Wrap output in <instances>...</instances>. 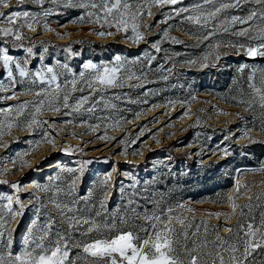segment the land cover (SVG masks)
Masks as SVG:
<instances>
[{"label":"snow or ice","instance_id":"obj_1","mask_svg":"<svg viewBox=\"0 0 264 264\" xmlns=\"http://www.w3.org/2000/svg\"><path fill=\"white\" fill-rule=\"evenodd\" d=\"M29 2L38 10H24L20 7ZM183 4L184 0H18V5H12L10 0H0V67L6 70L9 81L7 86L0 82V92H5L7 87H10L13 90L11 95L4 96L3 99H11L16 95L17 86L25 83L28 85L25 91L35 92L31 100L0 108V147H10L9 143L3 142V137L14 127L28 129L30 135L37 132L42 134L40 141H29L30 145H35L30 150H36L40 143L55 145V137L49 134L46 127L51 121L42 119L39 115L41 111L60 112L61 109H68L70 112L67 114H94L99 108L100 111L111 110L112 113H119L120 109L112 101L125 99L127 93L115 94V90L123 89L125 85L130 89L143 88L142 81L147 80L152 71V62L157 58L155 55H145L143 58L138 56L135 60L116 56L111 62L99 64L89 60L82 65L83 70L78 76L72 73L67 63L60 64L57 61L60 68L72 74L71 80L65 78L62 81L61 77L65 76V72H58L53 67L45 66L31 72L27 65L31 58L37 55L34 51L36 42L23 29L27 27L34 32L36 26L42 24L45 30H52L47 21L54 14L63 15L68 10H80L81 14L73 20L74 23L98 25V28L93 29L97 35H113V32H106L104 29L115 28L116 32H123L126 39L139 45L142 41L149 42L148 36L140 29L144 26V16L154 17L152 8L156 7L164 16L158 24H167L170 19L180 18L182 22L198 29L193 34L200 43L193 47L200 48L203 45L206 51L200 56L188 59L186 63L190 67L217 68L219 61L232 54L222 52L223 48L236 49L237 53L243 49V54L248 57H264V0H197L191 6ZM14 8L17 10H13ZM165 8L169 11H163ZM233 12L242 14H231ZM148 27L150 29L152 25L149 24ZM158 35L161 39L168 38L169 31L165 28ZM224 36L241 37L246 43L218 39ZM25 41H28L30 46H26ZM171 41L184 43L176 37H171ZM39 43L43 46L39 59L43 60L48 47L44 41ZM160 45L161 40L149 43V47L156 53L162 51ZM14 49L25 50L27 55L17 60L10 54ZM64 51L72 56L79 55L73 51L71 45L66 46ZM244 67L247 65H242L240 70ZM173 68H165L161 64L157 71L171 74ZM161 79L167 81L169 75L162 74ZM248 80L252 98L249 101L236 102L246 104L250 111L254 103H258L262 121L260 131H264V73L261 74L259 86L256 84L255 71ZM38 83L40 87L36 90ZM109 92L114 94L109 96ZM76 93L80 95L77 96ZM235 99L233 97V100ZM168 103L171 105L174 102ZM184 114L190 113L186 111ZM97 118L112 121L108 127L119 126L123 122L118 115L110 114ZM196 123L199 124V118ZM89 127L91 128V125ZM242 137L247 139L249 144L264 143L253 138L249 130L243 132ZM102 138L115 139L106 135ZM231 138L230 134L225 140ZM19 140L20 138L16 137V142ZM61 151L67 154L72 149L61 148ZM222 153L225 156L230 154L228 148H223ZM28 154L17 153L13 163L18 167L27 165L29 162L23 157ZM44 159L47 160V157ZM91 163L90 160H81L77 161L76 167L71 168H65L58 163L57 173L49 177V183L37 185V188L45 193L49 203L55 207L56 213L48 209L43 203V198L35 196L32 192L27 193L39 206L35 207V218L31 221L21 250L15 253L14 233L20 222L17 221L16 228L11 225L17 216H24L28 206L21 200L22 185L19 181L0 180V185H7L13 190L11 194H0V264H81V256L83 264H264V212L260 213L258 223L252 215L253 201L264 200V193L248 197V203L239 206L235 204L232 196H226V200L232 201L231 214H235L237 207L240 208L237 223L230 227L225 225L227 236L219 234V226H211L214 239L209 240L210 226L204 221L195 225V231H189L193 227L192 220L178 215V212L184 209V204L160 207V202L153 201L151 195L143 197L146 202L154 205L151 212L145 208L143 213H137L136 208L140 205L134 198L139 194L134 192L127 200L128 208L124 215L118 216L114 213L108 216L106 201L111 197L105 193L110 188L116 190L112 176L113 172H117L116 168H112L96 183V190L99 192L98 204L90 202L92 190H89L88 196L75 198L77 180L83 182L87 166ZM10 171L12 170L8 168H0V175ZM126 175L130 176L129 173ZM138 183L133 177L132 184L128 187L135 188ZM236 185V194H244L247 185L241 187L239 180ZM126 190L123 181H120L119 192L122 196ZM144 191L148 192V189L145 188ZM82 202L84 207H80ZM141 214L144 217V225L139 224ZM210 214L221 215L220 212ZM224 215L226 219L230 216L229 213ZM130 221L143 231V237L124 227ZM201 227L204 229L203 234ZM77 236L80 239H76ZM73 250L77 251L75 258L71 257Z\"/></svg>","mask_w":264,"mask_h":264},{"label":"rangeland","instance_id":"obj_2","mask_svg":"<svg viewBox=\"0 0 264 264\" xmlns=\"http://www.w3.org/2000/svg\"><path fill=\"white\" fill-rule=\"evenodd\" d=\"M195 2L197 0H184L183 6H191ZM10 3L18 5V0H10ZM20 7L24 10H38L30 2ZM163 11L169 9L165 8ZM152 12L155 14L154 17L145 15L144 26L140 29L148 36L149 42L142 41L139 45L126 39L123 32H116L115 28L104 29L106 32H113V35H97L93 29L98 28V25L74 23L73 20L81 14L80 10H68L63 15L54 14L49 17L47 22L52 30H45L42 24H38L34 32L27 27L23 29L36 42L34 51L37 55L32 57L27 65L31 72L45 66L53 67L58 72H65L57 64L59 61L60 64L67 63L72 73L78 76L83 70L82 65L89 60L99 64L111 62L116 56L135 60L136 57L143 58L145 55L157 57L152 62V70L159 68L161 64L165 68H173L174 65V68L171 74H165L169 75L167 81L161 77L157 80L147 79L142 81L143 88L130 89L125 85L123 89L115 90V94L127 93L125 99L112 101L120 109L119 113H112L111 110L100 111L99 108L94 114H67L70 112L68 109H61L60 112L41 111L40 117L51 121L46 127L49 134L55 137V145L45 142L40 143L36 150H30L35 145H30L29 141H40L42 134L37 132L30 135L28 129L21 130L14 127L10 133L4 135L3 142L9 143L10 147H0V161H2L0 168H8L12 171L0 175V180L19 181L22 185L21 200L28 206L24 216H17L11 225L14 228L17 226V221L20 222L17 236L21 240V245L29 231L31 221L35 218V207L39 206L27 193H35V196L43 198V203L50 211L53 213L57 211L37 185L43 186L49 183V177L57 173L58 163L65 168H71L77 166V161H92L87 166L83 182L77 180L75 198L88 196L89 190H92L90 202L97 204L99 192L96 190V183L112 168L117 169V172L112 173L116 190L110 188L105 193L106 196L111 197L106 201L108 216L114 213L118 216L124 215L128 208L127 200L134 192L139 194L134 198L140 205L136 208L137 213H143L145 208L151 212L154 205L143 199L144 196L151 195L153 201L160 202V207L184 204V209L180 210L178 215L192 220L193 227L189 231H195V225L204 221L210 226L209 240L214 239V230L211 226H219V234L227 236L225 225L229 227L236 225L240 212V208L237 207L235 214H231L232 201L225 199L219 203L220 201L208 199L222 200L224 192L220 187L229 185L225 197L232 196L238 206L248 203V197L264 193V170H261L264 168V143L249 144L248 140L242 137V133L249 130L253 138L264 141V131H260L261 109L258 103H254L250 111L246 104L236 102L249 101L252 98L248 77L255 71L256 84L259 86L261 74L264 73V57H248L243 54V49H240L239 53L232 48L221 49L222 52L232 53L219 61L217 69L219 72H224L228 89H221L222 87L215 89L214 85L211 88L232 102L219 100L212 93L198 89L201 79L193 74V71L201 72L203 69L190 67L186 63L188 59L200 56L206 51L203 45L200 48L193 47L200 41L197 37L183 32V29L190 28L195 32L198 29L194 25L182 22L180 18L170 19L167 24H158L157 22L163 20L164 16L156 7L152 8ZM149 24L152 25L150 29ZM165 28L169 31V37L161 39L158 34ZM171 37H176L184 43H173ZM218 39H232L246 43L241 37L224 36ZM156 40H161L162 51L159 53L149 47V43ZM40 41H44L48 47L43 60L39 59L40 53L43 52ZM25 45L30 46L28 41H25ZM68 45H71L73 51L79 55L72 56L64 51ZM10 54L17 60L27 55L22 49H14ZM169 57L171 59H168ZM242 65L247 67L241 71ZM65 78L71 80L72 74L65 72L61 80ZM0 82L6 86L9 84L6 70L2 67H0ZM27 86V83L18 85L15 90L16 95L11 99H3L4 96L11 95L13 90L10 87H7L5 92H0V108H8L33 99L35 92L25 91ZM39 87L38 83L35 89L39 90ZM84 94L86 95L87 92ZM113 94L109 92L108 95ZM76 95L79 96L80 93ZM233 97L236 99L233 100ZM130 100L139 102L131 103ZM168 101L174 103L169 105ZM181 101L185 103L182 104ZM186 111L190 114L185 115ZM110 114L121 117L122 124L108 127L107 125L112 121H102L97 118L107 117ZM197 118L199 124L196 123ZM52 129L58 131L53 132ZM230 134L232 138L225 140ZM105 135L115 139H103ZM16 137L20 138L19 142H16ZM61 148H71L72 151L66 154ZM223 148H228L230 154L223 155ZM76 149L80 150L76 151ZM170 150L187 154L197 166H190L184 161L174 162L168 154ZM24 152L29 153L23 157L29 163L18 167L13 160L17 153ZM45 157L47 160L44 159ZM133 177L139 183L135 188H130L128 186L132 184ZM237 180L240 181L241 187L247 185L244 194H236ZM120 181H123L127 189L123 196L119 192ZM145 188L148 192L144 191ZM12 191L7 185H0V194L7 195ZM253 205L252 215L258 223L260 213L264 212V200L253 201ZM80 207H84L83 202ZM216 212H220L221 215L210 214ZM224 213H229V218L226 219ZM139 224H145L142 214ZM64 227H67L66 223ZM124 227L137 232L141 237L144 235L143 231L131 221ZM200 231L203 234V227ZM76 239L80 237L77 236ZM76 256L77 251L73 250L71 257ZM81 264H83V256H81Z\"/></svg>","mask_w":264,"mask_h":264},{"label":"trees","instance_id":"obj_3","mask_svg":"<svg viewBox=\"0 0 264 264\" xmlns=\"http://www.w3.org/2000/svg\"><path fill=\"white\" fill-rule=\"evenodd\" d=\"M183 32L190 35V36H194L197 37L196 35H194L193 33H195V31L190 30L189 29H183ZM153 68V67H151ZM219 68V66L217 68H208V69H203L201 72H194L193 74L198 75V77L201 79L200 83L198 84V89L202 92H207V93H212L215 97H217L219 100L225 101L227 103H230L231 100H229L228 98L223 97L221 94H219L216 90H212L211 86L214 85L215 89L217 88H221V89H228V84L227 82L224 80V72H219L217 71V69ZM158 68L152 70V72L149 74L148 79L151 80H157L161 77V75H165L167 72L161 73L159 71H157ZM198 73V74H197ZM217 87V88H216ZM232 102V101H231ZM169 156L173 159L174 162H181L184 161L185 163H187L190 166H197L194 163V160L192 158H190L187 154L184 153H176L173 151H169L168 152ZM229 185L226 184V186L224 187H220L223 192H224V197L222 198V200H214L211 198H208L211 201H220L219 203H222L223 201H225V193L226 190L228 189ZM111 208V207H110ZM16 228V226L14 227ZM19 234L18 229L15 232V237H14V244H13V252H18L21 250V240H19V236H17Z\"/></svg>","mask_w":264,"mask_h":264}]
</instances>
